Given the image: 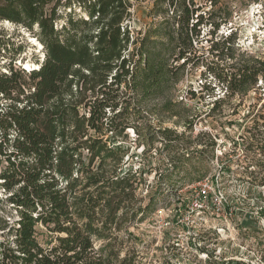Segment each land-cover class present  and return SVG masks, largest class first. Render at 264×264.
I'll use <instances>...</instances> for the list:
<instances>
[{"label": "trees", "instance_id": "obj_1", "mask_svg": "<svg viewBox=\"0 0 264 264\" xmlns=\"http://www.w3.org/2000/svg\"><path fill=\"white\" fill-rule=\"evenodd\" d=\"M60 2L0 0V20L23 25L45 50L37 67H0V187L16 211L9 219L0 215V264H139L129 230L155 213L159 200L155 193L143 195L150 188L145 170L127 166L128 131L147 152L157 142L175 152L170 161L181 166L157 172L155 185L161 194L164 187L180 190L172 176L194 151L181 140L200 115L179 111L175 93L204 17L191 23L198 9L181 0L172 16L135 36L125 24L132 8L127 0H67L63 11ZM72 3L87 17H77ZM220 3L211 0L208 19L219 16ZM62 17L67 20L59 27ZM219 18L212 36L227 21ZM211 42L208 70L225 90L213 112L226 99H244L257 88L264 60L237 55L233 32ZM9 44L0 37L2 50ZM260 94L262 99L264 90ZM164 114L176 119L174 127L154 121ZM257 117L246 141L257 153L258 169L250 172L254 184L264 186V112ZM209 139L214 149L216 137ZM39 226L54 236L45 244Z\"/></svg>", "mask_w": 264, "mask_h": 264}, {"label": "rangeland", "instance_id": "obj_2", "mask_svg": "<svg viewBox=\"0 0 264 264\" xmlns=\"http://www.w3.org/2000/svg\"><path fill=\"white\" fill-rule=\"evenodd\" d=\"M60 1V10L63 11L67 0ZM132 1L131 17L125 24L136 36L138 31H145L172 16V11L180 8L181 0L174 3L171 0ZM186 3L190 9H198L191 23H195L200 14L204 17V24L198 27L200 33L194 38L196 51L192 54L193 59L175 93L176 101L181 104L179 111L187 108L189 114L200 115L192 131L181 140L184 147L194 151L189 154L190 160L184 161V169L172 176V182L181 189L164 187L161 194L155 185V174L171 170L175 165L181 166V163L170 161V155H175V152L165 151L161 142H157L151 151H145L143 145L134 142L137 135L132 130L128 131L131 149L129 157H126L127 166L145 170L144 176L148 178L150 188L145 189L143 195L148 198L155 193L159 200L156 212L134 225L129 232H132L139 251V264H234L236 261L264 264V186L254 184L250 172L258 169L257 165L253 166L257 153L247 148L246 141L251 136L247 129L264 112V97L260 98L264 79L261 75L257 88L244 99L240 96L226 99L216 111L211 112L215 101L224 98L225 90L208 70L213 59L209 53L211 40L232 32L236 35L234 46L237 55L246 52L255 59L264 60V0H221L220 14L213 19H208L213 11L211 0H186ZM72 8L77 17H87L79 4L72 3ZM70 10L67 8L66 12ZM219 17L227 21L212 36V22L220 21ZM65 20L62 17L58 26L61 27ZM0 37L10 41L7 49L0 48L2 71L8 72L11 65L17 69L42 62L45 54L43 44L23 25L0 20ZM25 79L30 82L28 77ZM206 83L208 88L204 86ZM190 91H195L196 96L192 97ZM153 118L156 123L162 119L166 125L175 126L176 119H169L166 114ZM200 133L216 137L214 149L207 144L209 136L199 138ZM202 149H205L204 154L199 156L196 151ZM198 176L205 179L201 177L202 180L193 182ZM203 180L211 183V189L207 193V208L199 214L193 203L200 193L198 183ZM7 197L0 187V215L5 219L16 216L15 209L6 202ZM217 198L221 200L218 212L214 204ZM37 231L44 244L54 237L44 226H39ZM0 241L4 238L0 237Z\"/></svg>", "mask_w": 264, "mask_h": 264}, {"label": "built area", "instance_id": "obj_3", "mask_svg": "<svg viewBox=\"0 0 264 264\" xmlns=\"http://www.w3.org/2000/svg\"><path fill=\"white\" fill-rule=\"evenodd\" d=\"M129 3H131L132 8L134 7L133 1L132 0H127ZM205 179V178H204ZM208 180H203L199 182L198 184L200 185V193L198 194L197 199L194 200L193 206L196 210H198L199 214L204 213L206 210V199H207V193L209 189H211V183L207 182ZM215 207H216V212H218L221 209V200L218 198L215 201Z\"/></svg>", "mask_w": 264, "mask_h": 264}, {"label": "bare ground", "instance_id": "obj_4", "mask_svg": "<svg viewBox=\"0 0 264 264\" xmlns=\"http://www.w3.org/2000/svg\"><path fill=\"white\" fill-rule=\"evenodd\" d=\"M36 66V65H35ZM26 68H30L31 67V65H29V64H26V66H25ZM37 67V66H36Z\"/></svg>", "mask_w": 264, "mask_h": 264}]
</instances>
